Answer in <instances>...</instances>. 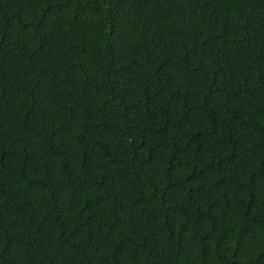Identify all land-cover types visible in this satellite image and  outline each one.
I'll return each mask as SVG.
<instances>
[{"label":"trees","instance_id":"obj_1","mask_svg":"<svg viewBox=\"0 0 264 264\" xmlns=\"http://www.w3.org/2000/svg\"><path fill=\"white\" fill-rule=\"evenodd\" d=\"M0 264H264V0H0Z\"/></svg>","mask_w":264,"mask_h":264}]
</instances>
